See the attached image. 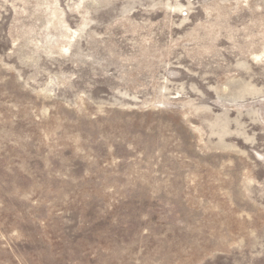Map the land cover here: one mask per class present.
Listing matches in <instances>:
<instances>
[{"label": "rangeland", "instance_id": "1", "mask_svg": "<svg viewBox=\"0 0 264 264\" xmlns=\"http://www.w3.org/2000/svg\"><path fill=\"white\" fill-rule=\"evenodd\" d=\"M0 264H264V0H0Z\"/></svg>", "mask_w": 264, "mask_h": 264}]
</instances>
